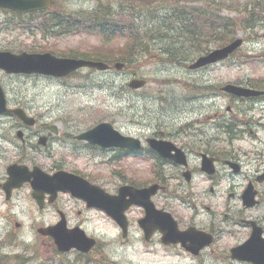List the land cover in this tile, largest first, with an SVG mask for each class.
<instances>
[{
    "label": "rangeland",
    "instance_id": "1",
    "mask_svg": "<svg viewBox=\"0 0 264 264\" xmlns=\"http://www.w3.org/2000/svg\"><path fill=\"white\" fill-rule=\"evenodd\" d=\"M221 1V0H220ZM223 12L234 17L251 0H231ZM211 0H57L54 11L77 13L95 9L100 4H110L117 9L124 7L136 17L142 43L151 53L135 54L138 58L122 70L113 66L102 71L83 68L66 78L43 75L10 74L0 69V82L4 86L10 107H23L38 118L31 127L44 134L48 125L61 130L54 134L51 146L42 151L26 148L16 136V129L9 135L7 126H0V166L3 169L21 160L29 166L38 164L52 172L64 168L79 172L106 190L115 192L122 183L149 184L159 174L166 175L176 169L157 159L122 155L116 150H95L88 143L76 141L73 136L101 121H110L124 134L145 139L153 133L172 134L179 143L187 142L199 149L218 151L220 158L233 159L241 165L238 172L222 161L218 167V181L208 180L200 171V160L193 153L192 164L199 171L195 176L196 199L183 205L174 201L173 208L182 221L195 219L208 223L219 221L223 235L216 244V252L205 258L179 252L169 255L157 239L147 243L137 219L143 210L134 208L130 213L133 226L127 237L108 214L99 209L89 210L83 200L62 193L52 211L39 208L32 196V188L25 184L17 189L12 200H6L0 191V264H245L226 259L220 247H231L245 241L248 228L239 224L222 222L224 213H234L242 208L243 190L252 182L258 190V207L248 209L258 215L264 224V181L257 177L264 172V96L234 98L222 88L228 83L249 85L260 81L264 89V21L253 28H236V35L244 38L240 50L228 61L203 69L188 68L195 52L206 47H217L222 37L206 36L194 41L183 30L169 29L165 36L162 24L172 19V7L187 6L208 9ZM192 4V5H191ZM220 7V8H221ZM25 16V14H24ZM10 10L0 8V49L14 52L53 51L58 55H88L112 62L127 61L123 39L106 41L99 34L83 33L59 36L47 34L38 28L41 17L29 23ZM36 21V22H35ZM167 21V22H166ZM38 22V23H37ZM210 41V44L207 42ZM177 47L180 61L161 51L167 43ZM209 45V46H208ZM173 46V45H172ZM142 45L140 44V48ZM155 59H151L154 58ZM173 60H177L174 63ZM129 62V61H128ZM180 62V63H179ZM145 78L147 84L131 88L133 78ZM0 122H19L15 115H4ZM233 120V122H230ZM185 128V130H183ZM163 131V132H162ZM5 133V134H4ZM62 133V134H61ZM2 134L14 137L7 141ZM38 140V136L35 141ZM203 140V141H202ZM2 154L5 155L2 158ZM30 159L32 161H30ZM155 182V181H154ZM211 185L215 191H209ZM235 195H230L231 193ZM158 207L163 199L155 198ZM68 212L69 226L80 225L89 235L100 239V245L91 252V262L80 259L76 250L60 252L53 240L37 232L40 226L55 224L59 212ZM210 207V208H208ZM81 211V212H79ZM159 238V236H157ZM221 255L222 257H217Z\"/></svg>",
    "mask_w": 264,
    "mask_h": 264
},
{
    "label": "water",
    "instance_id": "2",
    "mask_svg": "<svg viewBox=\"0 0 264 264\" xmlns=\"http://www.w3.org/2000/svg\"><path fill=\"white\" fill-rule=\"evenodd\" d=\"M51 2L52 0H0V7L11 8L22 12L46 9L51 6ZM242 44L243 38L238 37L225 46L199 57L190 67L198 68L217 62L218 60L226 59ZM83 66L97 67L99 69H106L108 67L103 61L57 57L49 52H23L15 54L10 51H0V68L5 69L7 72L43 73L54 76H65ZM116 67L121 68L122 63H117ZM145 83V80L136 79L130 83V86L139 88ZM223 89L239 96H256L264 92L231 83L224 86ZM6 110H9V108L7 107L5 93L0 85V112ZM11 111L18 114L27 124L35 123V118L28 116L22 108L11 109ZM78 137L98 143L104 147L116 146L134 149L139 148L141 145L140 139L123 135L109 122H102ZM148 141L161 155L169 157L178 163H187L181 150L177 151V155L171 154V150L174 147L171 142L155 138H150ZM40 142L45 144L46 138H42ZM202 169L210 174L214 173L215 165L213 159L207 155H203ZM235 170H238L237 166H235ZM8 172L10 177L5 185L8 197L13 187L21 186L25 181L29 180L34 188L33 196L37 199L40 206L43 205L44 192H50L52 195H55L57 190H71L74 195L86 199L89 206H97L106 210L123 228L126 227L124 211L130 205L138 204L146 208V216L140 220V223L145 228L148 237L152 231L160 229L163 231V240L165 242H184V238H189L196 242L192 248L194 252H197L199 247L210 241L209 237L204 238L201 235L202 238L198 237V234L194 233V230H189L186 233L181 232L171 214L155 208L151 196L157 192L159 187L157 184L145 188H135L130 185H125L120 188L119 194L112 195L100 187L89 184L82 177L65 171H58L50 175L37 166L34 167L33 171H30L24 165L13 164L9 166ZM263 178L264 175L260 177V179ZM255 195L256 191L252 183H250L243 193L244 203L247 206L254 205L256 203ZM128 196L130 198H127ZM39 231L42 234L53 235L60 250L66 251L72 247H76L86 251L94 244V240L89 239L83 230L78 228L67 230L65 218L57 225L43 227ZM232 256L240 260L251 261L255 264H264V239H261V233L258 228L254 229L251 238L246 243L232 248Z\"/></svg>",
    "mask_w": 264,
    "mask_h": 264
},
{
    "label": "trees",
    "instance_id": "3",
    "mask_svg": "<svg viewBox=\"0 0 264 264\" xmlns=\"http://www.w3.org/2000/svg\"><path fill=\"white\" fill-rule=\"evenodd\" d=\"M227 3L234 4L231 0H211L207 4L208 9L199 7L187 8V6L172 7L173 17L170 23L162 24L165 36H169V29L173 28L174 30L189 32L194 41H200L204 36H206V39L212 35L220 36L223 42L219 45H224L236 37L237 27L249 29L264 21V0H251L250 3L244 6L243 10L238 12L236 17L223 12L225 7H221V5H226ZM55 4L56 2L53 5ZM18 16L22 17L21 21L27 20L29 22L27 24L24 23L26 26L37 17H41L42 20L37 23L39 24L38 28L44 34H47L48 31L58 35L61 33L86 32L99 34L106 41L114 38L123 39L126 45L124 56L129 59L126 61L128 65L138 58L135 54H148L151 57L150 51L142 43L143 34L138 30L140 26L136 23L137 17L132 12L129 13L124 7L114 9L110 4H100L95 9L82 10L77 13L54 11L52 8L47 11H34L25 16ZM207 42L210 44V41ZM140 44L142 45L141 48ZM167 44L166 50L161 52L166 56L170 54V58L174 57L180 61L181 58L177 56L179 53L176 50L177 47H174L173 42ZM209 49L210 47L198 49L194 56L205 53ZM81 56L90 57L88 55ZM151 59H155V57ZM173 61L177 63V60ZM259 83L260 81L249 82V85L254 88H260Z\"/></svg>",
    "mask_w": 264,
    "mask_h": 264
},
{
    "label": "flooded vegetation",
    "instance_id": "4",
    "mask_svg": "<svg viewBox=\"0 0 264 264\" xmlns=\"http://www.w3.org/2000/svg\"><path fill=\"white\" fill-rule=\"evenodd\" d=\"M4 115H15V114L11 111L0 113V120H2V118H3L2 116H4ZM16 117H18V116H16ZM18 119L20 120L19 117H18ZM36 119H37V122L34 125H27L20 120L19 122H16L15 124H13V123L5 124L4 122H0V126H7V131L9 133V135L12 134V131L16 129L17 138L19 137L18 139L22 142V144L26 148L30 147L34 151H42V150H44L45 147L51 146V143L55 140V138L53 137L54 134H58V133L60 134L61 130L59 129V127L56 126V123L55 124L53 123V124L48 125L47 129L49 132H47V133L42 134L39 132L41 130L34 131L31 127L35 126L38 123V118H36ZM183 130H185V128H183ZM4 134H2V136L7 141L9 140L11 142V141H14V139L16 138V136L5 138V137H8V135H4ZM78 134L74 135L73 138L79 142L80 141L86 142L85 140L78 138L77 137ZM37 136H38V140L35 141ZM152 136L171 140L173 143H175L177 145V147H180L185 152V154L187 155V159H188V165L185 167L182 165H177L170 160L164 159L165 160L164 162H166V164L175 166L176 169L174 171H171V172L168 171V173L166 175H162V174L158 175L156 182H158L161 185L162 190H160V192L156 195V197H154V199L158 198V197H161L163 199V205L164 206L162 208L169 209L173 213V215L177 219L178 226H179L180 230H186L190 227H193L196 229L197 232L199 231L198 232L199 234L202 233V234H205L207 237L212 238L211 243H208L205 247H202L198 251L197 254H194V253L190 252L189 250H187V248H185L181 243L180 244L179 243L163 244L161 242L162 243L161 245L163 247H165L168 250L169 255H172V256H175V255L179 254V252H182V253L188 254L190 256L192 255L194 258H205L207 255L216 252L215 246L219 242V240L221 239V236L223 235L222 226L219 225L220 222L219 221L217 222L215 219H211L208 223H204V224L197 222L195 219H191V220L184 222L180 219V215H178L177 211L174 210L173 202L179 200L181 202V204L188 205V204H191L192 201H194L196 199L195 195L197 192H194V187L196 185L195 176H196V173L199 171V169L197 171L196 168L192 166V164L190 165L193 153H196V157H198V159L200 158L202 153H207L208 155L214 157L215 161H217V162H220L223 159L220 158V154L218 151L212 152L211 150H209L207 148L198 150V148L196 146L191 145L190 143H188V141L183 142V143H179L177 141V138L174 137L170 133L169 134H163V133L162 134H159V133L154 134L153 133ZM42 138H46V144H43L44 146L40 144V141L42 140ZM0 142H1V138H0ZM87 143H89V142H87ZM146 151L147 152L150 151L149 147H146ZM152 152L154 154H156L154 151H152ZM134 153L136 155H138L139 151H136ZM134 153H131V154H134ZM1 155H2V158L5 157L4 154L1 153ZM30 161H32V160L30 159ZM225 161H227V160H225ZM16 162H13V163H16ZM18 163L19 164L20 163L26 164L25 162H22L21 160H18ZM26 165H28V164H26ZM58 169H64V168H58ZM73 172H75V171H73ZM185 172L188 174H186ZM75 173H79V172H75ZM7 174H8L7 173V167H6V169H3L0 166V184H4L7 181V179H8ZM79 174H81V173H79ZM201 174H202V176L203 175L205 176V174L203 172H201ZM81 175H83V174H81ZM217 176H218V174H216L215 176H213L211 178H207V177L206 178L215 181V180H218ZM85 177H87V176H85ZM143 185H149V184H143ZM0 191L4 192L2 187H0ZM16 191L17 190L13 191L12 198L14 197ZM209 191H211V192L215 191V188L213 185H211V187L209 188ZM61 194L62 193L57 194L56 197L52 200L50 199L49 195H47L46 199H45V206L43 209H45V207L47 206V209L52 211L53 208H51V206L56 205V202L59 200ZM230 195H235V193L233 192ZM241 200H242V197H241ZM257 201L258 202L256 203V205H254L253 207H246L242 203V208L238 209L233 214L230 212H225L224 216H223L224 219L222 222L234 224V225L235 224L243 225L244 227L248 228L250 232L252 231V223L254 222L258 227H260L262 229V234L264 237V224L261 221V217L256 215V214L253 216V215L249 214V212H248V209L256 208L259 206V204L261 203V200L258 199ZM208 208H210V207H208ZM54 210L56 213L59 212V215L63 214V212H64V214L67 218V221L69 223V217L67 215L68 212H66L65 210H63L60 207L55 208ZM79 212H81V211H79ZM130 213H132V209L128 212V215H130ZM128 219H129V230H128L127 234L130 233V230L133 226V222L130 220V218H128ZM157 236H159V238H157ZM46 237L49 239H52V237H50V236H46ZM155 239L161 240V234L159 232H156L153 235L152 239L147 243H152L153 241H155ZM219 249H220V251L217 250V252L225 253L226 259H228L231 256L230 255V248L226 249V248L220 247ZM217 257L224 258L221 255H217ZM245 264H252V263H245Z\"/></svg>",
    "mask_w": 264,
    "mask_h": 264
}]
</instances>
